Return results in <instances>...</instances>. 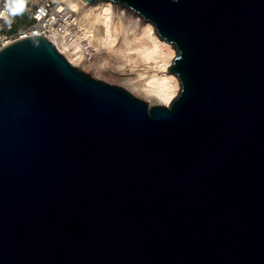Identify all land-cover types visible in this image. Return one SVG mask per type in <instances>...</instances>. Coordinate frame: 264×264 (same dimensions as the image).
Segmentation results:
<instances>
[{
  "label": "water",
  "instance_id": "1",
  "mask_svg": "<svg viewBox=\"0 0 264 264\" xmlns=\"http://www.w3.org/2000/svg\"><path fill=\"white\" fill-rule=\"evenodd\" d=\"M81 1L153 24L180 88L148 107L42 36L1 48L0 264H264V0Z\"/></svg>",
  "mask_w": 264,
  "mask_h": 264
},
{
  "label": "bare ground",
  "instance_id": "2",
  "mask_svg": "<svg viewBox=\"0 0 264 264\" xmlns=\"http://www.w3.org/2000/svg\"><path fill=\"white\" fill-rule=\"evenodd\" d=\"M60 1L67 10V29L61 40L52 41L72 66L82 72L92 68L96 75L102 76H98L102 81L122 88L134 98L147 103L148 107L169 106L180 88L179 80L170 71V66L166 73L171 78L169 83L153 84L151 80L145 83L140 78L141 74L130 71L118 55L126 42L141 36L147 39L149 27L153 29V36L166 43L157 35L153 24L110 2L88 5L81 0ZM168 45L174 59L175 48Z\"/></svg>",
  "mask_w": 264,
  "mask_h": 264
},
{
  "label": "clouds",
  "instance_id": "3",
  "mask_svg": "<svg viewBox=\"0 0 264 264\" xmlns=\"http://www.w3.org/2000/svg\"><path fill=\"white\" fill-rule=\"evenodd\" d=\"M27 3L28 0H2L0 20L10 24L11 18L26 11ZM147 37L146 39L141 36L126 42L118 55L130 71L141 74L140 78L145 83L151 80L153 84L157 82L167 84L171 78L166 73L173 59L172 53L168 50L169 45L153 36L151 27L147 29ZM179 59L180 55H177L175 62Z\"/></svg>",
  "mask_w": 264,
  "mask_h": 264
},
{
  "label": "built area",
  "instance_id": "4",
  "mask_svg": "<svg viewBox=\"0 0 264 264\" xmlns=\"http://www.w3.org/2000/svg\"><path fill=\"white\" fill-rule=\"evenodd\" d=\"M67 17L60 0H28L26 11L11 18L10 24L0 20V49L22 38L42 36L58 50L52 40H61L67 29Z\"/></svg>",
  "mask_w": 264,
  "mask_h": 264
},
{
  "label": "rangeland",
  "instance_id": "5",
  "mask_svg": "<svg viewBox=\"0 0 264 264\" xmlns=\"http://www.w3.org/2000/svg\"><path fill=\"white\" fill-rule=\"evenodd\" d=\"M26 20L28 21V18H27V17H26L25 21H26ZM24 23H25V22H23V24H24ZM23 24H22V25H23ZM84 72L87 73V74H89V75H91V76H92V75L95 76V77L92 76V77L95 78V79L101 80L100 78H98V76H99V77H102V76L99 75V74L96 75V74H95V71H94L92 68H87ZM96 77H97V78H96ZM101 81H102V80H101ZM103 82H106V81H103ZM106 83L112 85V83H109V82H106Z\"/></svg>",
  "mask_w": 264,
  "mask_h": 264
}]
</instances>
